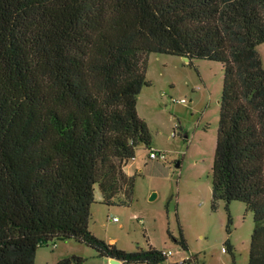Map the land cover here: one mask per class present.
Masks as SVG:
<instances>
[{
    "label": "trees",
    "instance_id": "obj_1",
    "mask_svg": "<svg viewBox=\"0 0 264 264\" xmlns=\"http://www.w3.org/2000/svg\"><path fill=\"white\" fill-rule=\"evenodd\" d=\"M262 43L264 0H0V264H34L60 239L122 264H200L88 228L96 201L132 202L127 164L151 145L136 109L150 53L222 64L211 208L245 206L248 264H264ZM177 244L188 251L181 232Z\"/></svg>",
    "mask_w": 264,
    "mask_h": 264
},
{
    "label": "rangeland",
    "instance_id": "obj_2",
    "mask_svg": "<svg viewBox=\"0 0 264 264\" xmlns=\"http://www.w3.org/2000/svg\"><path fill=\"white\" fill-rule=\"evenodd\" d=\"M256 51L264 70V43ZM222 78L218 62L194 59L188 64L179 56L148 54L149 85L137 95L136 109L149 129L150 148L164 159L151 160L149 149L137 147L128 162L136 173L132 202L92 204L88 228L95 236L127 252L149 246L171 250L169 261L190 255L200 264H248L252 214L238 201H218L211 208ZM180 232L187 252L177 244ZM73 255L81 264H122L73 239L38 248L34 264H56Z\"/></svg>",
    "mask_w": 264,
    "mask_h": 264
},
{
    "label": "built area",
    "instance_id": "obj_3",
    "mask_svg": "<svg viewBox=\"0 0 264 264\" xmlns=\"http://www.w3.org/2000/svg\"><path fill=\"white\" fill-rule=\"evenodd\" d=\"M181 102H184V100H181ZM148 158L151 160H161V159L163 160L164 155H163V153L150 148ZM113 221H116V218H114ZM163 254L169 258V257H171L172 252L170 250H163Z\"/></svg>",
    "mask_w": 264,
    "mask_h": 264
},
{
    "label": "crops",
    "instance_id": "obj_4",
    "mask_svg": "<svg viewBox=\"0 0 264 264\" xmlns=\"http://www.w3.org/2000/svg\"><path fill=\"white\" fill-rule=\"evenodd\" d=\"M126 172L129 174V173H131V172H133L130 168H129V166H128V164H127V169H126ZM171 251V250H170ZM172 252V251H171ZM187 257V255L186 256H183L182 258H181V260H183V259H185ZM169 258H171V257H169ZM181 260H179V261H181ZM178 261V262H179ZM170 262H173V261H170Z\"/></svg>",
    "mask_w": 264,
    "mask_h": 264
},
{
    "label": "water",
    "instance_id": "obj_5",
    "mask_svg": "<svg viewBox=\"0 0 264 264\" xmlns=\"http://www.w3.org/2000/svg\"><path fill=\"white\" fill-rule=\"evenodd\" d=\"M184 60L186 61V62H188V60L186 59V58H184ZM178 166V165H177ZM155 197V195L153 194L152 196H151V198L150 199H153ZM110 260H113V259H110ZM115 261H117V260H115Z\"/></svg>",
    "mask_w": 264,
    "mask_h": 264
}]
</instances>
